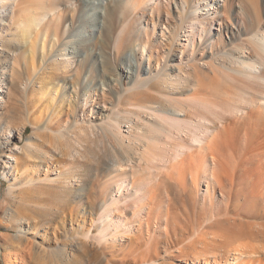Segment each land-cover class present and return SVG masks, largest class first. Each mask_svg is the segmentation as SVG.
I'll list each match as a JSON object with an SVG mask.
<instances>
[{
	"label": "bare ground",
	"instance_id": "6f19581e",
	"mask_svg": "<svg viewBox=\"0 0 264 264\" xmlns=\"http://www.w3.org/2000/svg\"><path fill=\"white\" fill-rule=\"evenodd\" d=\"M42 1L39 22L20 21L25 42L47 16L65 18L70 29L74 16L67 12L79 0ZM6 3L0 0V8ZM109 7L98 13L101 31L93 22L84 26L82 36H70L54 55L67 68L54 90L72 119L69 113L60 128H43L68 144L86 123L111 156L103 161L109 197L90 226L66 234L72 244L54 245L29 213L44 204L19 199L11 184L9 205L0 195L5 218L15 224L10 240L16 250L7 264H26L37 255L67 264L80 246L94 249L108 264H161L159 258L174 251L187 264H264V0H111ZM42 30L40 38L47 26ZM112 40L111 58L97 54L87 70L93 48L107 49ZM9 50L15 59L13 46ZM44 53L43 46L35 74H42ZM11 72L17 74L15 66ZM4 90L0 79V113ZM79 111L92 117L81 120ZM26 128L15 129L22 136ZM11 131L5 130L10 139L3 145L7 159L1 160L8 172L20 164L18 154L32 156L39 149L31 139L17 147ZM49 156L43 159L48 171ZM43 180L53 179L46 174ZM79 197L83 208L94 211V199L86 203ZM60 199L52 207L56 217L70 208V200ZM63 220L59 225L66 232ZM136 233L147 235L143 258L136 253L135 260L121 263L109 258L111 243Z\"/></svg>",
	"mask_w": 264,
	"mask_h": 264
},
{
	"label": "rangeland",
	"instance_id": "374dc122",
	"mask_svg": "<svg viewBox=\"0 0 264 264\" xmlns=\"http://www.w3.org/2000/svg\"><path fill=\"white\" fill-rule=\"evenodd\" d=\"M40 1L42 0H7L6 7L3 9L0 8V52H3L0 56V79L3 82V88L5 89L1 94L6 101L4 108L1 110L2 113H0V195L3 199L2 201L7 199V204L9 205L10 201L8 200L10 199V195L8 194V191L10 185L14 184L16 185L15 191L17 195H20L19 199H33V201L30 200L32 202L40 201L41 205L44 204L43 207L36 208V206H32L29 209V213H32L37 219L36 223L44 232H46L45 238L48 239L50 244L54 245L59 242L72 244V239L66 238V234H68L69 237L78 231H82L83 228L85 229L90 226L94 219H96L103 210L102 200L109 197L108 193H104L103 188V184L105 183L104 180H106V175L109 173L103 171V167L107 162L103 161L109 160V157L111 156L104 151L105 147L101 139L98 137L96 138L95 135L87 131L88 126L86 123L82 124V128H76V131H79V136L76 137L75 140H71L68 144L60 143L49 129H43L45 125L51 129L60 128L63 126L66 119H68L69 113L71 115L70 119H72V113L70 112L68 104L63 102L59 93H56L54 90V85L57 84L58 80H61V75H64L67 70L65 65L61 62L62 60H54V55L59 48L63 47V44L70 38V36H82L84 26L93 22L96 25V30L98 32L101 31L103 21L99 20L98 13L100 11L108 12L111 0H79L75 3L74 9L67 12V14L72 13L74 16L72 24L70 23V20L68 21L69 26L71 25L70 29L66 30L67 23L65 18L52 20V16H47L38 24V26H36V28H34L30 38L28 35L27 42H25L23 32L21 31L20 21H25L28 24L30 22H39V18L44 11V3H46L44 1L47 0H43L42 2L44 3H40ZM93 19L95 20L92 21ZM45 26H47L48 29L47 34L40 38V32L43 31L42 29ZM36 40H39V42H36ZM112 42L113 43L107 49H103L101 45H97L93 48V54L89 58L87 70L90 69L93 59L97 54H103L106 55V57L111 58V52L114 53L115 44L113 40ZM9 46H13L14 52L17 55L15 59L12 51L9 50ZM43 46L45 47V65L42 63V74L40 75L39 72L37 75L34 72V68L39 69L41 67ZM130 58L135 64H137L134 57L130 56ZM12 59L14 60L12 61ZM14 61L16 62L14 63ZM12 66H15L17 69V74L11 72ZM41 90L44 91V94L40 92ZM81 100L83 101V99ZM14 105L15 108L12 107ZM78 113L81 120L83 117L86 119L92 117V113L89 111H86L85 114L83 111H79ZM36 123L41 126V130H37ZM9 125L10 128H8ZM24 125H27V128L22 136H20L19 131L15 128H22ZM6 128L9 132L12 130L11 132L12 135H14V138H12L11 142L17 144V147L23 146L24 143H27L31 139L33 143L36 145L38 144L37 146L39 148L37 151L38 153H36L37 155L33 154L32 156H26L24 154H18V156L22 157L20 158L21 162L12 172H8L9 168L5 169L2 167L1 162L2 159H7L3 156L5 150L3 145L10 139L9 133L5 132V130H7ZM15 136H20L21 138H15ZM63 149L65 150L62 151ZM71 150L75 153H72ZM57 151L60 152L56 154ZM45 152L54 157L49 156L51 162L54 163L52 164L50 162L52 168H50L51 170L49 171L47 170L48 168L43 165V159H45L46 156ZM67 154L69 156L65 157ZM69 157L73 158H70L69 160ZM98 157L101 158L99 159ZM71 159H77V161H71ZM72 167L78 168L79 170L78 172H74L71 176V172H68V170ZM97 168L101 169L103 172H98ZM58 169L64 170V172H56ZM61 173L63 174V178H61L62 180L64 179L63 181L58 178V175ZM46 174L50 175L53 180L50 182L43 180ZM64 176L70 178L71 181L69 183L66 182L67 180ZM25 182H27L26 185ZM78 182H81L80 186L77 185L79 184ZM101 188H103V190H101ZM30 193H32L33 196L32 194L30 195ZM61 195L64 196L65 200H70L68 201L70 202V208H67L66 211L62 212L60 217L59 215L56 217L53 210L56 208L57 204L61 202ZM79 196H82L86 203L87 200L94 199V211L91 210L90 207L87 209L83 208V204L80 201L81 197ZM19 204L20 203L17 201L14 208L18 207ZM52 207L54 208L53 210ZM1 208L2 206L0 207V211L2 210L0 212V264H7V257L11 250H16V246H13L10 240L12 239L11 236L15 233V224L13 221L11 222L5 218L6 211ZM49 208L52 210L51 212H49ZM63 216L65 217V221L63 220V222L65 223V227H67L66 232L63 231L59 225V220ZM129 236L131 237H125L122 241L110 244V251L108 252L109 258H112L114 261L117 260L120 263L126 259L135 260L137 257L136 259L139 260L143 258V250L148 242L146 240L147 235L145 236V234L136 233L130 234ZM135 250L136 252H134ZM131 251H133V254L128 256L127 253ZM175 252L176 254L174 255ZM134 253H136V257ZM174 253L170 256L162 255L164 257L159 258V263L187 264V259L184 258V256L181 257L178 255V251H174ZM125 256H128L129 258H125ZM13 259L16 258L13 257ZM51 260H55L54 257L37 255L32 257V259L27 258L26 264H48ZM17 263L18 262L16 261V264ZM67 264H108V261L106 262V260H104L94 249L80 246L74 248L73 259Z\"/></svg>",
	"mask_w": 264,
	"mask_h": 264
}]
</instances>
